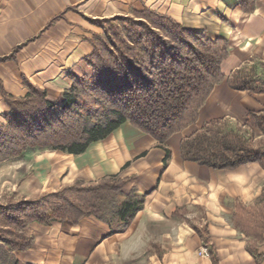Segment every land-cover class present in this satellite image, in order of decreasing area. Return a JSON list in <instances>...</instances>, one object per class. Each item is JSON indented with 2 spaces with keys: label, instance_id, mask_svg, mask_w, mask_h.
<instances>
[{
  "label": "crops",
  "instance_id": "crops-1",
  "mask_svg": "<svg viewBox=\"0 0 264 264\" xmlns=\"http://www.w3.org/2000/svg\"><path fill=\"white\" fill-rule=\"evenodd\" d=\"M150 8L186 28L204 29L228 41L221 63L223 79L201 106L197 120L163 144L122 123L79 154L51 151L59 180H39L48 191L77 178L95 181L107 175L129 178L123 190L144 195L142 208L126 229L112 232L92 215L77 223L30 222L31 247L14 251L17 264H213L199 255L204 242L195 226L207 228L218 264H264V242L257 260L248 237L232 223L234 204H252L264 190V169L257 162L216 169L183 160L179 144L205 122L227 118L243 122L248 110L264 107V92L231 88L227 76L244 62H264V0L251 13L238 0H0V126L8 107L4 94L24 97L28 82L60 104L77 81L92 75L85 58L90 39L102 29L94 19ZM167 156V157H166ZM166 159V160H165Z\"/></svg>",
  "mask_w": 264,
  "mask_h": 264
},
{
  "label": "trees",
  "instance_id": "trees-1",
  "mask_svg": "<svg viewBox=\"0 0 264 264\" xmlns=\"http://www.w3.org/2000/svg\"><path fill=\"white\" fill-rule=\"evenodd\" d=\"M238 4L246 13L255 9V0ZM92 22L102 29L90 39L93 51L85 58L92 75L64 92L62 103L49 101L45 90L28 82L24 97L4 94L8 113L0 126V161L29 149L79 154L124 122L163 144L196 122L204 101L224 77L220 66L228 54V41L212 38L204 29L186 28L150 8ZM18 48L0 61L12 58ZM227 83L240 91L264 92V62H244L227 76ZM261 135L264 107L248 110L243 122L227 118L205 122L181 139L180 156L216 169L250 162L264 169ZM128 180L120 174L95 181L77 178L32 198L9 194L0 202V264H17L14 251L32 246L34 237L25 229L33 221L75 224L92 215L112 232L123 231L144 202V195L135 190L124 192ZM232 223L253 238L247 250L257 262L264 242V190L252 204L235 202ZM195 229L212 263L218 264L207 228Z\"/></svg>",
  "mask_w": 264,
  "mask_h": 264
},
{
  "label": "rangeland",
  "instance_id": "rangeland-1",
  "mask_svg": "<svg viewBox=\"0 0 264 264\" xmlns=\"http://www.w3.org/2000/svg\"><path fill=\"white\" fill-rule=\"evenodd\" d=\"M260 137L264 138L263 135ZM49 153L51 151L44 149H29L21 155L0 161V202L14 192L32 198L48 191L39 180H59ZM248 241L254 240L248 237Z\"/></svg>",
  "mask_w": 264,
  "mask_h": 264
},
{
  "label": "built area",
  "instance_id": "built-area-1",
  "mask_svg": "<svg viewBox=\"0 0 264 264\" xmlns=\"http://www.w3.org/2000/svg\"><path fill=\"white\" fill-rule=\"evenodd\" d=\"M199 255L209 257V251L207 245H203V247L199 250Z\"/></svg>",
  "mask_w": 264,
  "mask_h": 264
}]
</instances>
